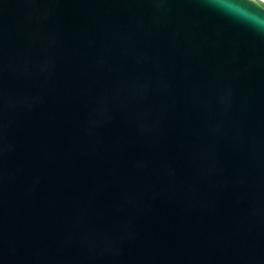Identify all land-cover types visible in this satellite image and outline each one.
<instances>
[{"label": "water", "instance_id": "1", "mask_svg": "<svg viewBox=\"0 0 264 264\" xmlns=\"http://www.w3.org/2000/svg\"><path fill=\"white\" fill-rule=\"evenodd\" d=\"M0 264H264V3L0 0Z\"/></svg>", "mask_w": 264, "mask_h": 264}, {"label": "snow or ice", "instance_id": "2", "mask_svg": "<svg viewBox=\"0 0 264 264\" xmlns=\"http://www.w3.org/2000/svg\"><path fill=\"white\" fill-rule=\"evenodd\" d=\"M262 3H264V0H261Z\"/></svg>", "mask_w": 264, "mask_h": 264}]
</instances>
